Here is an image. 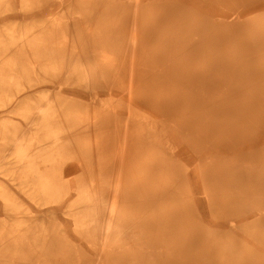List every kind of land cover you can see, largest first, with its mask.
I'll use <instances>...</instances> for the list:
<instances>
[{"label": "bare ground", "instance_id": "bare-ground-1", "mask_svg": "<svg viewBox=\"0 0 264 264\" xmlns=\"http://www.w3.org/2000/svg\"><path fill=\"white\" fill-rule=\"evenodd\" d=\"M40 1L19 0V6L26 9L28 14L33 9L32 4ZM143 1L151 8L157 6L155 10L163 14L150 16V23L143 31L146 40L140 42L150 43L152 36L153 39L155 37L153 42L165 44L166 49L169 45L173 47L172 42H182L183 49L180 50L188 53L183 61H174L166 66L155 63L154 66L143 60L139 63L141 71H137L129 69L138 68L136 63L118 65L116 56L97 50L95 46L86 56L75 55L68 50L66 55H56L58 49L68 46L69 35L77 36L80 44H86L99 32L95 30L96 26L93 30L83 26L85 29L79 28V35H73L72 32H78L77 22L80 23L74 15H66L72 17L68 20L55 14L38 25L39 22L29 14L26 18H15L0 24V44L4 50L10 48L13 52L11 56L0 54V107L11 100L13 92H20L38 80H52L55 77L95 92L100 89L109 97L107 115L97 111L94 106L73 101V97L59 90L42 89L36 94L25 95L10 110L11 114L0 120V173L18 188V192L40 206L50 202L63 204L64 213L71 221V231L66 235L59 223L53 219H48L51 221L48 223V220L33 214L17 191L10 190L0 182V202L3 211L10 217L9 222L0 217V264L15 261L18 264H40L37 261H41V264H68L70 257L74 258L73 264H180L178 261L186 258L188 245H184L182 240L178 245L175 237L170 239V233H174L173 227L177 228L183 216L167 207L157 208L158 203L154 200V192L157 191L147 188V182L144 183V179L134 170L128 172L122 166L109 168L108 160L100 163V160H94L93 166L87 165L91 162L90 154L85 159L81 153L87 145L85 135L97 132L96 125L100 119L105 123L108 118L115 122L112 117L116 116L119 118L117 122L123 121L117 129L114 127L122 139V145L112 154V160L118 157L116 161H111L121 165L125 161L124 144L134 138L133 124L149 123L151 120L141 114L142 108L159 107L165 103V112L175 113L183 104H201L209 91L240 87L242 82H234L232 73L225 74L217 69H223V63L211 62L210 66H204L208 67L204 71L194 70L199 57L191 56V53L202 48L213 36L227 37L242 30L255 14L264 10V0H247L230 12L223 9V0ZM143 1L134 0L136 3ZM5 4H9V0H0V10ZM180 8L194 10L197 15L194 25L169 24L174 11ZM71 27L74 29L70 32L64 30ZM58 36L61 39L57 40ZM131 39L134 43H140L136 37ZM141 49L147 51L144 47ZM162 50L165 48L159 46L157 50L150 51L155 53ZM151 57L157 61L168 58L162 55ZM144 58L147 56L140 59ZM64 60L66 63H61ZM58 67L69 68V71L53 70ZM149 67L155 70L150 71ZM257 75L247 74V78ZM243 83L246 89L252 91V101H264L263 81L255 78L251 83L247 80ZM227 85L232 87L227 88ZM155 88L163 91H155ZM200 91V95L194 94ZM153 117L155 119V115ZM155 124L157 121L152 120L151 129L156 128ZM118 138L115 140L117 143L120 141ZM191 145L195 150L198 148L197 152L203 150L202 145ZM88 146L98 151L102 150L105 142L97 140ZM199 160L200 174L188 178L194 182L198 180L200 185L213 178L215 183L218 182L223 176L220 170L228 167L225 162L207 165L201 163V158ZM187 176L188 173L184 175ZM152 181L153 178L149 182ZM170 189L172 194L173 189ZM201 192L205 193L204 190ZM197 200H192L191 204H200ZM256 209L258 212L251 219L260 226L264 224V205H258ZM236 217L229 218L228 229L241 224L236 222ZM70 235L78 236L82 246H89L93 256L74 249Z\"/></svg>", "mask_w": 264, "mask_h": 264}, {"label": "rangeland", "instance_id": "rangeland-1", "mask_svg": "<svg viewBox=\"0 0 264 264\" xmlns=\"http://www.w3.org/2000/svg\"><path fill=\"white\" fill-rule=\"evenodd\" d=\"M223 1L225 4L223 9L226 12L247 2V0ZM19 5V0H9V4H5L0 10V24L15 18L23 19L31 14L40 25L45 22V19L60 14L63 19H72L66 15H74V18L79 19L78 32H72L73 35H79V28L85 29L83 26L90 30L97 27L95 30L99 32L94 35L95 38L92 41L86 44H80L77 36L70 37L69 35L68 46H63L61 50L58 49L56 55H66L71 51L72 54L86 56L95 46L97 50L110 52L116 56L118 65L136 63L138 68L130 67L129 69L137 71H141L139 63L143 60L147 64L153 63L154 66L155 63H163L166 66L169 63L173 64L174 61H183L188 55L187 52L180 50V48L183 49L182 42H172L173 47L169 45L168 49L165 44L163 46L153 42L155 37L153 39L152 36V42H144V44L140 42L146 40L143 31L150 23V16L163 14L155 10L157 6L151 8L144 4V1L136 3L134 0H41L38 4H32L33 9L28 14L27 10ZM193 11H186L184 8L174 11L169 24L194 25L197 15ZM78 13L81 15L78 16ZM69 29L64 28L66 32H70L74 27ZM133 37H136L139 40L136 41L140 43L132 42ZM59 39L61 37L58 36L57 40ZM159 46L165 50L155 53L150 51L157 50ZM142 47L147 51H143ZM9 50L10 48L4 50L2 43L0 44V54L13 55V52ZM152 55H162L168 58L157 61L156 58L151 57ZM142 56H147V58L140 59ZM191 56L199 57L194 70L204 71L208 68L204 66H210L211 62L223 63V69H217L225 74L232 73L233 81L236 83L241 81L242 84L235 90L209 91L201 104H194V102L183 104L175 113L165 112L167 110L165 103L159 107L142 108L141 114L150 117L151 120L149 123L133 124L134 141L129 140L124 144L125 161L121 165L112 163L118 158L112 160L114 158L112 154L122 145V139L115 128L123 124V121L122 123L117 122L119 118L116 116L112 117L115 122L110 118L106 123L99 120L96 125L97 132L85 135L87 145L81 153L85 159L87 154H90L91 162L87 165L93 166L94 160L96 162L100 160L98 163L108 160L109 168L122 166L128 172L134 170L135 173H139L144 183L147 182V188L157 191V193L154 192V200L158 203L157 208L167 207L172 212L183 216L177 228L173 227L174 233H170V239L175 237V243L180 245L179 241L182 240L184 245H188L187 259L183 258L178 263L264 264V224L257 226L254 219H251V216L258 212L256 207L264 205V101H252V91L246 89L243 83L245 80L251 83L255 78L257 81L264 82V10L255 14L242 30L227 37L213 36L202 45V48L192 51ZM61 63L64 64L66 61H61ZM158 68L160 67H156ZM53 70L67 72L69 68L58 67ZM149 70L154 71L155 68L149 67ZM253 73L258 75L247 78V74ZM61 79L55 77L52 80H38L20 92H11L13 94L11 100L5 106L0 107V120L9 116L16 102H19L25 95L36 94L42 89L59 90L73 97L72 100L75 102L94 106L102 114H109L107 104L109 97L104 91L97 89L95 92ZM243 84L244 87L241 88ZM261 85L264 86V83ZM226 87L231 88L232 86L227 85ZM155 91H163V89L155 88ZM194 94L200 95L201 91ZM152 120L157 121L154 129H151ZM117 138L120 139V144L115 141ZM97 140L105 142L102 150L96 151L94 147L88 146ZM191 143L197 147L202 145L203 150L197 152L198 148L195 150ZM250 146L253 148L250 149ZM200 158L201 163L207 165L219 161L228 165L227 169L220 170L219 173H223V176L218 182L215 183L213 178L205 185H200L198 180L194 182L188 178L193 174H200ZM114 164L117 166L115 167ZM87 165L84 166L87 167ZM187 173L189 176L184 177ZM151 178L153 181L149 182ZM0 182L7 185L10 190L18 192V188L1 173ZM170 188L173 189L172 194ZM202 190L205 193L201 192ZM18 194L33 214L46 220H55L61 225L66 235L71 231L69 227L71 221L64 213L63 204L50 202L45 206H40L23 193L18 192ZM158 197L162 198L158 199ZM192 200H197L200 204H191ZM0 217H4L6 222L10 221L9 215L3 211L1 202ZM234 217H236V222H241V224L230 230L228 229L229 218ZM69 238L75 245L74 249L80 253L89 252V256H93L92 249L89 246H82L83 243L78 236L70 235ZM72 259L74 258L70 257L68 264L75 263ZM38 262L41 264V261ZM11 264H18V262ZM86 264H92V262Z\"/></svg>", "mask_w": 264, "mask_h": 264}]
</instances>
